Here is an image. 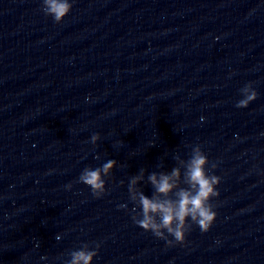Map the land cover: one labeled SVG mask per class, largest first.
I'll use <instances>...</instances> for the list:
<instances>
[{
	"label": "water",
	"instance_id": "95a60500",
	"mask_svg": "<svg viewBox=\"0 0 264 264\" xmlns=\"http://www.w3.org/2000/svg\"><path fill=\"white\" fill-rule=\"evenodd\" d=\"M197 143L217 218L168 246L132 220L128 179L145 169L150 195L147 173ZM109 158L97 198L79 173ZM82 241L94 264H264V0H74L60 23L0 0V264H63Z\"/></svg>",
	"mask_w": 264,
	"mask_h": 264
},
{
	"label": "clouds",
	"instance_id": "9594fccd",
	"mask_svg": "<svg viewBox=\"0 0 264 264\" xmlns=\"http://www.w3.org/2000/svg\"><path fill=\"white\" fill-rule=\"evenodd\" d=\"M73 4L74 0H41L44 14L57 23L71 12ZM253 83L249 81L240 89L242 95L236 102L237 107H247L257 98L258 92ZM89 139L95 146L100 134L95 132ZM95 158L101 159L100 154L97 153ZM178 159L182 167L147 173V182L153 189L150 195L141 187V182L145 181L143 168L131 175L127 184L129 199L133 202L132 220L143 230L165 240L168 246L185 245L193 225L198 226L201 232H207L217 218L216 206L212 201L219 196L221 177L213 171L218 165L212 162L209 167V157L199 143L192 145L186 160ZM117 163V160L109 158L97 166H85L79 173L78 181L88 186L95 197H102L108 191L106 178L111 176ZM65 187L71 189L72 184L68 183ZM118 207L125 208L126 205L122 203ZM56 238L60 239V234ZM99 248V242L92 247L89 242L82 241L80 247L68 253L69 258L63 264H94Z\"/></svg>",
	"mask_w": 264,
	"mask_h": 264
}]
</instances>
